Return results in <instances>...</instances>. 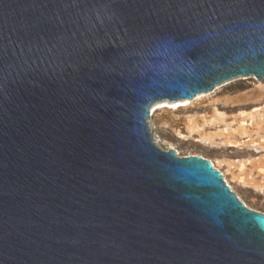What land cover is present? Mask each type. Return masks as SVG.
<instances>
[{
  "label": "water",
  "instance_id": "1",
  "mask_svg": "<svg viewBox=\"0 0 264 264\" xmlns=\"http://www.w3.org/2000/svg\"><path fill=\"white\" fill-rule=\"evenodd\" d=\"M250 75L264 0H0V264H264V213L146 125Z\"/></svg>",
  "mask_w": 264,
  "mask_h": 264
},
{
  "label": "rangeland",
  "instance_id": "2",
  "mask_svg": "<svg viewBox=\"0 0 264 264\" xmlns=\"http://www.w3.org/2000/svg\"><path fill=\"white\" fill-rule=\"evenodd\" d=\"M172 101L162 98L149 108L154 144L209 159L246 207L264 213V79L239 76L186 105L172 108Z\"/></svg>",
  "mask_w": 264,
  "mask_h": 264
},
{
  "label": "bare ground",
  "instance_id": "3",
  "mask_svg": "<svg viewBox=\"0 0 264 264\" xmlns=\"http://www.w3.org/2000/svg\"><path fill=\"white\" fill-rule=\"evenodd\" d=\"M197 94H200V93H197ZM192 98H179L177 100H174L172 101L171 103H173V107L172 108H175V107H179L180 105H186L188 104L190 101H191ZM150 108V107H149ZM155 110L154 107L151 108L150 110V113ZM222 174V173H221Z\"/></svg>",
  "mask_w": 264,
  "mask_h": 264
}]
</instances>
